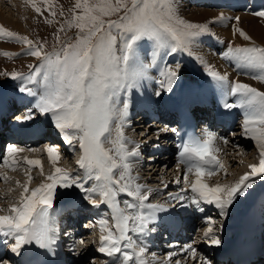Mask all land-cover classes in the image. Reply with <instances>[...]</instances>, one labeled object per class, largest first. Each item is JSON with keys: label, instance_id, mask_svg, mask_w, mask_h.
<instances>
[{"label": "snow or ice", "instance_id": "1", "mask_svg": "<svg viewBox=\"0 0 264 264\" xmlns=\"http://www.w3.org/2000/svg\"><path fill=\"white\" fill-rule=\"evenodd\" d=\"M29 2L38 14H43L33 0ZM43 3L55 17L57 13L52 10L51 0H43ZM69 11L71 16L59 31L66 32L67 25V29L77 30L75 37L61 40L56 36V45L51 51H46L43 43L34 44L28 37L0 27V37L26 45L28 50L24 54L38 60L37 64L29 66L26 76L11 74L12 79L27 82L19 91L33 98L22 122L32 120L35 115L48 117L73 150L78 143L81 156L77 166L83 171L81 176L79 172L73 174L55 167L60 154L54 146H46L54 172L31 191L28 183L20 185L23 191L19 203L10 207V215H0V237L3 238L0 242L8 245L16 255L26 246H34L37 255L42 250L44 256H55L59 229L52 211L54 201L58 190L76 189L92 207L105 205L110 209L111 227L107 218L96 222L100 228L98 251L111 258L106 264H146L143 260L146 249L138 246L129 232L145 233L159 213L170 210L146 203L151 189L146 190V186L136 182L139 177L132 176L133 159L140 156V146L137 144L129 150L128 144L133 142L124 134L132 92L147 79V69L152 66L141 59V50L145 45L150 46L153 57L161 52L170 55L187 51L191 54L196 38L209 33V29L206 24L181 18L176 0H75ZM60 15H64L63 10ZM253 15L264 18V10ZM239 19L236 17L237 22ZM236 33L246 41L251 40L242 29L234 27L233 34ZM4 55L11 57L9 53ZM222 56L242 74L264 83V47L229 43ZM180 67L179 63L174 68L165 63L159 69L162 79L157 81L161 88L154 93L157 98L164 91H172ZM206 71L222 90L223 97L236 98L234 103L224 99L222 107L243 110L242 135L255 141L259 162L249 165L250 171L231 185L210 186L203 177L213 176L223 168L216 155L219 151L215 147L216 136L205 132L202 137H190L179 146L178 162L185 166V181L189 174L195 177L190 184L193 195L180 194L172 199L180 202L190 199L200 211H204L201 203L213 205L219 217L227 218L241 198L251 195L253 187L264 182V91L239 80L231 81L227 73L221 74L211 66L206 65ZM221 139L228 143L226 138ZM20 151L23 149L8 145L7 155L0 157V166L14 170L19 163L15 156ZM25 162L42 171L40 160L26 159ZM31 179L29 175V183ZM121 195L131 199L121 200ZM208 221L204 238L209 244L219 246L221 240L213 234L211 226L214 221L211 217ZM9 240L14 242L9 245ZM190 250L195 256V249ZM173 255L175 253H169L170 258ZM0 264L5 262L0 259ZM36 264L56 262L43 260ZM204 264L210 261L205 260Z\"/></svg>", "mask_w": 264, "mask_h": 264}, {"label": "bare ground", "instance_id": "2", "mask_svg": "<svg viewBox=\"0 0 264 264\" xmlns=\"http://www.w3.org/2000/svg\"><path fill=\"white\" fill-rule=\"evenodd\" d=\"M37 1L38 0H33V2L35 4H36ZM181 1L178 4V8H181V6H183V5L185 7V4L188 5V2L189 1H195V2L207 3L206 5L211 6L213 8H216V6L224 7V9L226 8V10H222L224 12H221L220 11V14L222 15L223 18L226 17V16L229 17L230 15L236 16V14H232L229 11V8H232V7L231 6H228V4L225 5V3L227 2V0H181ZM2 2H3L2 3L3 4V8L4 9L7 8V9L3 10L5 12H7L5 14V16H7V14H9L10 19L6 18L4 15H3L4 17L3 16L2 17L0 16V27H3V26L6 27L7 25L9 27H16L17 26V25H15L16 23L13 24V19H15V20L21 19L23 17V15H24V12L27 11V13L28 12L31 13V11H32V3H30L29 0H2ZM232 2L235 5V6L234 5H232V6H234L235 8H241V7L245 6V7H248L250 9H254L255 12L260 11L259 9L261 7H264V0H237V1L232 0ZM5 5H7V7H5ZM243 9L245 11H247V8H244L243 7ZM192 12H195V10L192 11ZM192 12H190V13H192ZM206 12H208V11H206ZM247 12L251 13V11H247ZM196 13L197 14H201L198 11H196ZM220 14H219V16H220ZM206 17H208V16L206 15ZM238 17L239 18H249V15H247V14H240ZM253 17H255V16H253ZM227 21H228V19H227ZM252 21H254V20H252ZM226 24H228V23H226ZM225 30H226V31H224V38L226 39L225 42L229 43L228 40L231 39L233 41V39L230 36L231 31L229 30V26L228 25H227V29H225ZM261 30L262 29L260 28V26H258L257 28L254 29L253 32H255L256 34H258L259 36H261L260 38H264V33ZM243 31H246V30H243ZM245 33L248 35V33H250V32H248V33L245 32ZM255 33H253V34H255ZM221 37H223V36H221ZM229 37H230V39H227ZM3 38H5V37H0V41L1 40L3 41ZM236 38H237V36H236ZM5 40H6V38H5ZM251 40H253V39H251ZM259 40H256V42L258 41L260 44H263L264 45V40H262V39H259ZM239 41H241V40H239ZM236 42H238V41L236 40ZM0 45L5 50L7 48L8 49H12V47H9L10 45L6 46L4 43H0ZM146 46L147 45H145V47L141 50V59L144 61L145 64H151L152 65L151 67H149L147 69V73L148 72L151 73V75L154 77L153 82H156V81H159L160 80V78H159V70H156V71L153 70L154 69L153 66L156 64V58L151 56V51L149 50L150 48H147ZM221 49H224V47H221ZM211 56L214 58V56L212 54H211ZM150 58H151V60H150ZM218 58H221V57H218ZM216 59H204V60L199 59V62L198 63L195 62V64H196V66L198 68H200V71L206 70L205 67H206V65H208V66H211L213 69L215 68L214 70H217L221 74L227 73L228 74V77H229V80H231V81L239 80L240 82L247 83V84L251 85L252 87H256L257 89L258 88H261L262 91L264 90V86H262L259 83H257L256 82L257 80H254L251 77H248L249 75L247 76V75L242 74L237 69H235L234 72L232 73L231 70H230V68H231L232 65L226 67V64H227L226 61H222V60L219 59V62L217 63L216 62ZM2 62H3V60L0 59V64ZM158 62H159V58H158ZM6 73H7V71H6ZM7 74H9V73H7ZM18 74H23L24 75V73H18ZM205 79H209V78H205ZM184 81H185V77L182 78L181 81L180 80H177L178 84L175 85V86L173 85L174 86V89L172 88V91L171 92H167L166 91L165 92L166 94L164 93V95H165V96H163V100L165 101L164 103H161V101H162L161 99L162 98L159 99V107H158L159 108V113L157 112L158 114L153 113V112L150 113L147 110L146 97H145L146 94L143 96L144 91H143L141 85H140V88L138 90H133V92H132V95H131L132 103L137 102V104L134 106V108L132 110H130V115H129V118H128V120H130V122H128L126 124V126L124 128V134H125V136L129 140H131L133 142L131 144H128L129 150L132 149V145L133 144H134V146L137 145V144L140 146L139 147V152H141L140 153V156L138 158H134L133 159V163H132V176H134V177L135 176H138L139 179L136 182L139 183V184H141V185L146 186L144 184L145 181H146V179H148L149 182H150L153 179V177L158 176V173L160 174V176H162V177L165 176L164 178H166L167 176H169V173H172V171L173 172L175 171V169L172 167L171 168V171L168 174L167 173L165 174V171L167 170V168L171 167L172 164L175 162L176 159L178 160V157L176 159H174L173 158V155L171 154L166 161H163L161 159L160 161L162 163L161 164L159 163V165H157L156 168H155L156 165L154 163H148V167L149 168H146V169L143 168V170H142L141 173L140 172L137 173V170L139 168H141L142 166H145L146 165V164H143L142 163L141 159L142 158H145V160H146L149 157V156H147V154H148L147 151L145 152L144 155H142V150H145V148L150 147V146H152V147L155 148L154 151L150 152V153L154 154V155H151V158H150L151 161H153L154 158H158L159 157V159H160L163 156V153L162 152H163L164 148H166L165 145L167 143L165 142V139H166V137H168L167 136L168 135L167 134L168 132H166V128L165 129L162 128L163 132L161 134H159L160 133V128L159 127H162V124H159V123L160 122H164V123L168 124L166 127L169 128L170 124H173L174 123L173 122V119H175V117L173 118V115H174L173 113H175V111L177 110L176 109V106L177 105L189 106L190 108L192 107L193 109H196V110L199 107L200 108L201 107H204V109H206V115H207L208 114V110L210 108H213L216 105L219 106L221 104V100H220L219 94L222 92V90L219 88V86L216 84V82H214L212 79L205 80L203 83H204V86H205L204 88L206 90H209V87L211 85H213V88L216 91V93L218 92V94H217L218 98H217V100H216L215 103H213L212 101H210L208 99L207 94H206L207 93L206 91H203L202 89H195V88H193V84L192 85H189L190 84V80H189V83L188 84L185 83ZM12 82H14V83H12L13 85L11 84L12 86H9L7 83H3V84L0 83V133H1V130L3 129V125L4 124H6V123H12V122H15L17 120V118L19 119V115L17 114L18 109H21V108H27L28 109L29 106L31 107V101L33 99L32 97H30L27 94H25V95L22 94L23 96H21V92L19 91V89H20V87L25 86V84H26V81L25 80L18 78V79H13ZM156 85L157 86H160L159 83H157V82H156ZM189 87H190V94H192V95L188 94ZM210 89H212V87H210ZM193 94H196L197 95V98H195L193 96ZM200 95H202V96H200ZM24 97H26V99L23 101V98ZM222 98L227 99L229 103H234L235 102V100H233V98H235V97H227V98L222 97ZM160 106H162L163 109ZM220 108H221V114H220L221 117L215 118V120H212L213 122H211V123H210V121L207 122V125H208L207 127H209L210 129H212V128H214L212 126H214V125L216 126L217 124L223 123V128L226 129V131H232V134H234L235 133L234 130L237 129V128H239V126H235L236 128H233L234 127V124H238L239 121H237L236 117L234 118L232 116V114H233V112H237V114L240 115L239 117H242L240 120H243L244 119V116L240 112H238V109H240V108L224 109L222 106ZM200 111H201V109L198 111L199 112L198 113V116L200 114H204L205 113V112H200ZM7 113H12V114L11 115H5ZM141 115H143V117ZM14 117L16 119H14ZM33 119H36V116H34ZM40 119L37 118V121H38L37 124H35L31 129H26L25 131L23 130V128L20 129V130H23V133L22 134H20V132L16 131V129H15V127L13 125L8 124L9 125L8 128H10V127L11 128L9 129V132L7 133L6 140H5V137H1L0 136V155L2 154L1 156H3L4 151H5L4 155H7L6 148H7L8 145H16L18 148L23 149V151H20V152H18L16 154L15 158L17 160L23 159L24 162H25L26 159L27 160H40L42 162V171H41V168L40 167L29 166L25 162L28 165V169L25 167L24 168V173L22 175H16V173H12V174L10 173V175H11L10 178H9V176L4 175L5 172L7 173L9 171V168L8 167H4V166H0V181H2V183H0V192L3 193V194H5L6 195V198L8 200L11 199V201L8 202V203L3 202V205L0 207L1 209H3L2 215H3L4 212L6 213L4 215H10L5 210L10 209V207L13 204H16V202L20 199V194L23 191V188L20 185H23L25 183H28L29 189L32 190L33 189L32 187L35 184L37 185L38 183L40 184V183L46 182V179L45 178L48 175L53 174V172H54V166L49 161V158H48V155H47V152H46V146L45 147L44 146L41 147V145H40V143H42V141H43L42 139L49 140V141L54 142V140L52 138L53 136L51 134V131H50L49 127L48 126H45V123L42 121V119L41 120ZM142 119H146L147 120L146 122H148V120L150 119V122H152V124L151 123L150 124L153 125L154 129L158 127V131L156 133L157 136H154V138H150V139L154 140V141H152V143H148L150 141V139L147 140L146 142H145V140H141V139L144 138L143 136L140 137L139 140H137V136H136V135H138L137 132H136V134H132V131H131L130 128L138 129V127H140V125L137 126V122L141 121ZM8 120H9V122H8ZM26 122H30V121H26ZM15 123H17V122H15ZM155 123H157V126L154 125ZM241 126H242V123H241ZM6 127H7V124H6V126H4V129H6ZM56 132H58V130ZM198 132L201 134V136H203V134L205 132H208V131H207V129L205 131H201V129H200ZM240 133H242V131ZM214 134L216 136L215 147H217L219 149V151L216 153V155H217L219 161L223 164L222 157H223V155H225V153H223L221 151H223V143H224V140L222 139V143L220 144L218 137L221 134L218 135L217 132H215ZM57 136H58V138L62 139L59 136L58 133H57ZM248 137L249 136L242 135L241 138H240V141H242V143L245 144L247 142V140H252V139H248ZM40 139L42 141H40ZM175 140L177 141V138H175ZM155 141H157V142H155ZM229 141L232 142L231 143V146H232V144L235 142V137L229 136ZM248 142H250V141H248ZM253 144H254V140H253ZM48 146H51V145H48ZM29 147H33V149H31L33 151L31 154H29L27 152V150H25L26 148H29ZM38 147H40V148L38 149ZM106 147H110V145H106ZM65 148L56 149L57 152L60 154V158H59L58 162L56 163L55 167H60V168L66 170V169H68L69 167H71L74 164V166L77 169H79L78 166H77V161L80 159V157H78L76 161H75V159L73 161L72 160H69V158H66L63 155V152H65L67 154V153H69L71 151L66 150ZM167 148H169V146ZM254 148H256L258 150V148L256 147V143L254 145ZM40 152H42V154H45V157H46L45 159H42L41 160L40 155H36V153H40ZM70 155H72V154H70ZM152 156H155V157L152 158ZM135 162L138 164V168L136 167ZM258 162H259V158H256V159H254L252 161V164H257ZM161 167H163V168H161ZM29 169H31V170L29 171ZM152 170H153V172H152ZM139 171H141V170H139ZM184 171H185V166L181 164L180 171H179L180 176L184 174ZM248 171H250V168L247 165V166H245V167H243V168H241L239 170V173H238L239 175H237V176L240 177L241 175H243L245 172H248ZM15 175H16V177H14ZM29 175L32 177L30 183L28 181ZM189 175H191V174H189ZM142 176H144V178ZM5 177H7V179H5ZM162 177H161V180L164 179ZM239 177L237 179H239ZM4 180H5V182L3 184V181ZM190 180H192V179H190ZM190 180H187V181L182 180V182H184L186 184V186H189L190 183H191ZM230 180L231 179L229 177V178H227L226 181H230ZM11 187H14V188L17 187V190L19 189L18 187H20L21 189L18 190L19 191L18 194L17 193L15 194V193L11 192ZM182 187L185 188L184 185ZM147 189L148 188L146 187V190ZM58 192H60V190ZM262 193H263L262 196L259 195L260 198H258V200L255 198V195H254V197L247 204L244 205L246 211L247 212L250 211L249 214L248 213L243 214V211H239L237 213V216H236L233 213L234 212L233 211L234 208H232V210L230 211V213L233 214L232 215L233 217L230 216L229 221H226L223 218V219H219V220L217 219L216 220L217 222L220 221L219 223H217V222H215L212 219V221H214V223L216 224L214 227H213V224L211 225L212 228H213V234L214 235H217V233H218V231L216 230V226H219V232H222V231H224V227L223 226L225 224L228 225V223H232L236 219H238L239 222H240L243 219L245 221V223H246V231L243 233V235L245 234L247 236L246 238H248V237L249 238L254 237V241H255L256 237L259 236V233L261 231V227H262V225L264 223V206L261 203L257 202L259 200L261 201L262 198H264V192H262ZM79 195H80L79 197L82 200L83 193H80L79 192ZM125 197L126 196L121 195L119 198L121 200H123V199H131L129 197L128 198H125ZM242 199L243 198H241L238 202L239 203H242V201H243ZM149 201H151V202H149ZM156 201L157 200L154 199L152 193L150 192L149 193V199H148V201H146V203L158 205V203ZM57 202H59V201H54V203H57ZM63 202H61L62 204H58L57 206L54 205V208H53L52 211H53V215L55 217V220H57V218L59 216H64L65 217L66 216V213L68 212V210L69 211H73V210L77 211L78 209L80 211H84L85 210L83 208V205L84 204H82L80 202H77L76 199L73 200V199H70L69 198L68 200H65ZM182 204H183V202H182ZM190 204H191V202H190ZM201 204H205V203H201ZM252 207H254V208H252ZM259 207H260L259 210H260L261 216H260V214L258 215V213H257L258 210L255 211V209H257ZM178 208L181 209L182 207H178ZM178 208H175V209L178 210ZM195 208H198V207L192 206V209L191 210H188L187 209L186 214H190L191 215V218L188 221H185L183 223L182 220H181L182 218L180 217L181 219H179V225H178V227L176 225L175 227H172V229H170L169 226L167 225V223H169V222H165V221H161L160 220V218H161L162 215H168V216L171 215V212L168 211V212L159 213L156 221L153 223L154 225H151V227L149 225L148 226L149 228H148V230L145 233L140 234V233L129 232V235L132 236V238L136 241V243H137L138 246L144 247V248L146 247L145 248L146 251H145L144 256H143V260L146 262V264H177V262H179V264H186V261H184L185 259L183 260V258L185 256H186V258L189 257L190 259H193V257H195L194 258V261L197 258L200 257V259H199L200 262L198 264H201V263L204 264V261L203 260L204 259L207 260V257L206 256H208V253H210V252H213V255H212L213 256L212 257L213 258V260H212L213 261V264L214 263L215 264H217V263L218 264H225L226 263V258H223V260H222L219 256L216 255V254H220V253L225 254V253L229 252L225 248V244L221 243V245H219V246H214V245L209 244L205 240V238H204V232L209 227V221L208 220H205L204 217H206L210 212L214 213V211H215L214 206L207 204L206 207H202L203 209H205L204 211H200L199 209L194 210ZM86 209L87 210H90V212L92 213L91 215L93 216V218H96L95 214L97 212L93 211L92 206H91V208H86ZM245 209H243V210H245ZM171 210H173V208H171ZM73 212H72V217H70V220L73 219L72 221H74V218H75V215L73 214ZM85 213L86 212L84 211L82 213V216H81L80 213H79L80 215L78 214V217L81 219L80 221H78L80 223V225H81L83 219L88 218V216H91V215H86ZM180 213H182V212H180ZM180 213H178V215ZM252 213L254 214V216L256 217V219L259 220V222H255L254 220H250L249 216ZM183 217H184V215H183ZM217 217H219V216H217ZM70 220H69L68 223H71L72 222ZM60 221H62V220H60ZM65 225H67L66 220H65ZM96 225L98 227V232L100 233L99 224H96ZM163 225L166 227V229H164L162 231L161 240L163 239V237H168L169 240H167L164 243V245L162 246L161 249H157V250L155 249L156 251H152L151 244H153V242H150L151 239H152V234H153V232L159 230V228H161ZM234 225L235 224H233V227H234ZM109 226L111 227L112 226V223H109ZM202 227H205V228H202ZM247 227H252L253 229L255 228L256 229L255 234H251L253 232V229L249 230ZM62 228H63V225H61V227H60V225L58 223L59 238H58L57 244L55 246L56 247V251H57L55 255H59V258L56 257V259H55L54 256H44L42 254V250H40V252H41L40 255H36V250L37 249L35 250L33 248V246H26L24 249L21 250V254L20 255H16V254H14V253L11 252V250L9 249V247H6L5 250L3 251L2 249L4 247L3 246L4 243H2V242H0V258H1V256L3 257V254H4L5 259H3V260H4L5 264H6V261L5 260H7L9 262V264L10 263L11 264H18V263L19 264H36V256H38L41 261H43V260H54L56 262V264H68V262H67L68 259H67V257H65V251L66 250H64L66 248L65 247V243L63 245H62V243L65 242L64 239L66 241H69L70 243L71 242L74 243L76 240H78V242L80 243V241H81L80 239L82 237H79V236L77 237L76 235L81 233V229H79V228H78L79 230L76 229L75 230V233H77V234L73 237L71 235L72 232L69 229L70 227L69 226L68 227L66 226V228L68 229V235H66V237L64 236L65 238L64 237L61 238V234L64 231ZM90 228H91L90 226L86 225L83 229L86 230L85 232H88V229H90ZM197 228H200L202 230H197ZM166 230L168 231L169 236L168 235H165V231ZM60 231H62V232H60ZM196 231H199L200 232V235H201L200 238L201 239H204V240H202L203 242L193 243L191 241V236L189 237L190 239H187L186 235L187 236L188 235H195V234H197ZM81 235L84 237V240L85 239L86 240L88 239V242L86 243V245H82L80 243L82 245V248L80 249V253H79L80 254V257H81V251H84L85 252V255L90 256L88 254H90L91 249H93V248L94 249L95 248H100V246H99V245H101L100 244V239H99L100 234L97 235L95 232H93V233H91L90 236H86L85 233H82ZM143 236H144V238L141 239ZM2 239L3 238L0 237V240H2ZM90 239L94 243V246L91 245ZM175 240H176V244L173 245V243L175 242ZM220 240L225 242L226 238L223 237ZM76 243L77 242H75L74 244H76ZM162 243H163V241L162 242L159 241V245H162ZM181 243H183L182 246H181ZM239 244L240 243H238V247H240ZM171 245H172V247H175V248L170 247ZM67 247H69V246H67ZM148 247H150L151 249L149 250ZM177 248H180V249L178 250ZM190 249H196V251L198 252V254H197V252H195V256H193L192 254H190V252H191ZM70 250H72V247H70ZM137 250H139V249L137 248ZM177 250L179 252H177ZM68 251H66V252H68ZM149 252H151V254H149ZM169 253H175V255H173L170 258L169 257ZM163 256H165V257H163ZM203 257H204V259H203ZM74 258H76V256ZM82 259H84V256H83ZM257 261L259 262L258 264H264V249L260 253V256L258 257ZM227 263L228 264H232L229 261ZM101 264H106V262H101Z\"/></svg>", "mask_w": 264, "mask_h": 264}, {"label": "rangeland", "instance_id": "3", "mask_svg": "<svg viewBox=\"0 0 264 264\" xmlns=\"http://www.w3.org/2000/svg\"><path fill=\"white\" fill-rule=\"evenodd\" d=\"M180 1L181 0H176L177 6L180 3ZM235 1H237V0H235ZM2 3H3L2 0H0V16L1 17L3 15L5 16V14L7 13V12L3 11L5 9H7V8L4 9ZM51 3L53 5L52 10H54L57 13V15L55 17L50 15L49 10L46 8L45 4L43 3V0H38L36 2V5L41 8L43 14H38L32 7V11L33 12L32 11H31V13H29V12L27 13V11L24 12V15H23V17L21 19L15 20V19L12 18L13 19V24L16 23L15 25H17L16 27H9L7 25L6 27L3 26V28H5L8 31L14 32V33H16L19 36L28 37L30 40L33 41L34 44L38 45L40 43H43L44 46H45V50L46 51H51L53 45H56V36H59L61 40H64V39H67V38H73L74 39L76 31H77L75 28L67 29V25H65L66 32H60L59 28H60V26L62 24H64V21L67 18H70L71 12L69 10L73 7V5L75 3V0H51ZM206 4L207 3L189 1L188 5L185 4V7L183 5V6H181V8H178V15L181 18H183L184 20H186L188 22H191V23L206 24L208 26L209 33L203 34V35H201V36L196 38L195 42L191 45V54H189V52H187V51H178V52L170 54V55L165 54L164 52H161L158 56H155L156 64L153 66V68H154L153 70L154 71L159 70V68L163 67V65L165 63L171 65L173 68L175 67V65L177 63H179L180 66H181L180 70H179V77L180 78L178 77L177 80L181 81L182 78L185 77V81L184 82L187 83V84L189 83V80H190V84L189 85L193 84V88L202 89L203 91H206L207 93L206 92L205 93L207 94L208 99L210 101H212L213 103H215L217 98H218V96H217L218 92L216 93V91L213 88V85L210 86V87H212V89H210V87H209V90H206L204 88L205 86H204V83H203L205 80H210L212 78L207 74L206 70L200 71V68H198L196 66L195 62L198 63L199 59L204 60V59H216L217 58L216 59L217 63L219 62V59H220L222 61H226L227 62L226 67L232 65L230 70L233 73L236 68H235V66H234V64L232 62L227 61V60H225L223 58V56H222L223 52H225L227 50V47H228L229 43H231L234 46L235 45L251 46V45L255 44L257 46L264 47L263 44H260L258 41L256 42V40H259V39L264 40V38H260L261 36H259L255 32H253L255 28L260 26V28L262 29L261 31L264 33V18L256 16V15H253V13L255 12L254 9H250L248 7L243 6L244 8H247V11H251V13H249V12L245 11L243 9V7L235 8L234 7L235 5L233 4L232 0H227L225 5L228 4V6H231L232 8H229V11L232 14H236V16L230 15L229 17L226 16L224 18L220 14V11L224 12L222 10H226V8L224 9V7H219V6H216V8H213V7L208 6ZM232 5H234V6H232ZM5 7H7V5H5ZM61 10H63V12H64L63 16L60 15ZM194 10H195V12H192ZM259 10L260 11L264 10V7H261ZM196 11H198L202 15L201 14H197ZM206 11H208V12H206ZM190 12H192V13H190ZM219 14H220V16H219ZM238 14L239 15L240 14H247V15H249V18H240L239 21L237 22L236 17L239 16ZM206 15L208 17H206ZM7 16H5V17L10 19L9 14H7ZM253 16H255V17H253ZM112 18L115 19L116 17H112ZM227 19H228V21H227ZM252 20H254V21H252ZM48 21H51V23H49ZM226 23H228V24H226ZM227 25L229 26V30L231 31L230 36L233 39V41H232L230 39V37L227 38V39H230V40H228L229 43L225 42L226 39L224 38V31H226L225 29H227ZM234 27L242 29V30H246L244 32H247V33L250 32V33H248V36H250L251 39H253V40H250V41L247 42L242 37H240L239 33H236L234 35L233 34ZM253 33H255V34H253ZM221 36H223V37H221ZM236 36H237V38H236ZM5 38H3L4 42L1 40L0 43H4L6 46L10 45L9 47H12V49H8L7 48L5 50L0 45V59L3 60V62L0 64V83H2V84L3 83H7L9 86H12L13 85L12 83H14V82H12L13 79L11 78L10 75L12 73H24V75L26 76L29 73V71H30V67L29 66L37 64L38 60L35 57H32V56L27 55V54H24L28 50L26 45L21 44V43H17L14 40H9L8 38H6V40H5ZM236 40L238 42H236ZM239 40H241V41H239ZM146 47L150 48L149 50L151 51V56L153 57V50L151 49V47L148 46V45ZM221 47H224V49H221ZM4 53L11 54V57L5 56ZM211 54L214 56V58L211 56ZM157 57L159 58V62H158V58ZM218 57H221V58H218ZM150 60H151V58H150ZM6 71L9 74L5 75ZM248 77H250V76H248ZM159 78L162 79V77H160V75H159ZM205 78H209V79H205ZM153 79H154V77L151 75V73L148 72L147 73V79L141 81V87H142V89L144 91L143 96L146 94L145 97H146L147 110L150 113L153 112V113L158 114L159 113V108H158L159 107V99L162 98L161 99L162 100L161 103L165 102L163 100V96H165L164 93L166 91L163 92L161 97L157 98L154 95V93L156 91H160L161 88H160V86L156 85L157 81L153 82ZM177 80H176L174 86L178 84ZM256 82L259 83L260 85L264 86V83H261L259 81H256ZM31 86L32 85H29V87H31ZM174 86H173V89H174ZM258 90L262 91L261 88H258ZM22 94L25 95L27 93H21V96H23ZM188 94H190V87H189V90H188ZM190 95H192V94H190ZM219 95L222 96L221 94H219ZM193 96L195 98H197L196 94H193ZM200 96H202V95H200ZM149 98H151L150 101H149ZM25 99H26V97L23 98V101ZM233 100H235V98H233ZM136 104H137V102L132 103V105L130 107V110H132ZM160 107L163 109L162 106H160ZM216 108H217V105H216V107H213L212 109L208 110V115H205V119H204L205 121H207V117L208 116L209 117L211 116V118L213 117L214 113L216 112ZM199 109L200 108H198L197 111H199ZM27 110H28L27 108L18 109L17 114L19 115V119L17 118V120L15 121L17 123L12 122V123H8V124L13 125L15 127L16 131H18V132H20V134H22L23 130L25 131L26 129H31L35 124H37V122H38L37 118L38 119L41 118L42 121L45 123V126L49 127V129L51 131V134L53 136L52 138L54 140V142H52V141L44 140V139H42L43 140L42 141L40 139V141H42V143H40L41 147L42 146L45 147V146H48V145L54 146L56 149L65 148L66 147L65 149L69 150L71 152H69L67 154L65 152H63V155L66 158H69V160H72V161L74 159L76 161L77 158L81 156V151L79 150L78 143H75V148L73 150V148L70 145H68L63 140L62 135L59 132H56L57 129H55L54 126L49 122V118L48 117L35 115L36 119L29 120L30 122H26V121L22 122L24 115H26V113H27ZM202 111H204V109L202 110V108H201V112ZM238 112H240L243 115V110L242 109H238ZM11 114L12 113H7L5 115H11ZM141 116L143 117V115H141ZM241 118L242 117H237L236 116V119H237V121H239V123L238 124H234L233 128H236L235 126H239V128L235 129L236 131L234 130L235 131L234 134H231V133L224 134V133H222L218 137L220 144L222 143V139L221 138H226L228 140V143L227 144L223 143V151H221V152L225 153V155H223V157H222V159H223V168L218 170V173H216L213 176H205V177H203L204 182L209 184V185H211V186H215L217 183L231 185L239 177L237 175H239L238 173H239V170L241 168H243V167H245L247 165L248 166L251 165L252 161L254 159L259 158L258 150L256 148H254L255 141H254V144H253V140H247V142L245 144H243L242 141H240V138L242 136V133H240V132L243 131V128L241 126V123L243 122V120H240ZM14 119H16V118L14 117ZM201 121H203V119H201ZM128 122H130V120H128ZM150 123L152 124V122H150V119L148 120V122H146L145 119H142L141 121L137 122V126L140 125V127H138V129L130 128L129 126L128 127L131 129L132 134H136V132H137V134H138V135H136L137 136V140H139V138L143 136L144 138L141 139V140H145V142H146L150 138H154V136H157L156 133L158 131V127L154 129L153 125H151ZM6 124L3 125V129H4V126H6ZM159 124H162V127H159L160 128V133L159 134H161L163 132L162 128L163 129L166 128V132H169L168 134H170L174 123L170 124L169 128L166 127L168 124H166L164 122H160ZM154 125L157 126V123H155ZM204 126H205V124H204ZM8 127H9V125H8ZM8 127H6V129L2 131L3 135H7V133L9 132V129L11 127L10 128H8ZM22 128H23V130H20ZM206 129L208 130V127H206ZM57 133L59 134V136L62 139L58 138ZM218 135H219V132H218ZM229 136L235 137V142L232 144V146H231L232 142L229 141ZM248 139H251V138L248 137ZM152 141H154V140L150 139V141L148 143H152ZM248 141H250V142H248ZM62 142H63V144H62ZM155 142H157V141H155ZM168 145L169 144L165 145V147H168ZM133 146H134V144L132 145V148H133ZM39 148L40 147H38V149ZM31 149H33V147L26 148L25 150H27V152L29 154H31L33 152ZM4 153H5V151H4ZM4 153H3V156H4ZM70 154H72V155H70ZM1 155H0V157H2ZM36 155H40L41 160L46 158L45 154H42V152L36 153ZM151 155H154V154L148 153L147 156H149V157L146 160H145V158L141 159L142 163L146 164V165L142 166L141 168H139L137 170V173H139V172L141 173L143 168H145V169L149 168L148 167V163H154L156 165L155 168L157 167V165H159V163L160 164L162 163L161 161H159V157L158 158H154V160L151 161V159H150ZM153 157H155V156H152V158ZM17 161H19V163L15 167V169L13 170V169L9 168V171L7 173L5 172L4 175L9 176V178H10L11 177L10 173L11 174L12 173H16V175H22L24 173V168L26 167L28 169V165L24 162L23 159H19ZM135 164H136V167L138 168V164L136 162H135ZM178 166H179V164L174 163V164H172L171 167L167 168V170L165 171V174L166 173L168 174L171 171L172 167L175 169V171L174 172L172 171L173 174L169 173V176H167L166 178H164L165 176H163V177L160 176V174L158 173V176L153 177V179L150 182H149L148 179H146V181L144 183L148 189H151V193H152L154 199L157 200L156 202L158 203V205H162L163 207L168 208V209L173 208V210H171V214H172V218H173V219L171 218L172 219V220H170L171 222L174 219H176V218L179 219V217H181L182 220H184V221H187L189 219V216L187 214H185L184 217L181 214L178 215V213L182 212V208L181 209L178 208V207H181L180 204H182V202L174 200L171 197H175V195L177 196V195H180V194L185 195L186 197H190V196L193 195V193L191 192V189H190V185L186 186V184L184 182H182V180H184V179H183V175L179 176V167ZM161 168H163V167H161ZM139 170H141V171H139ZM66 171H68L69 173H73V174L79 172L81 176L83 175V171L80 170V169H77L74 166V164L71 167H69L68 169H66ZM152 172H153V170H152ZM16 175L14 177H16ZM142 177L144 178V176H142ZM161 177L164 178V179H162L163 181L161 180ZM188 177H189L188 180L192 179V180H190L191 182L195 179L194 175H192V174L189 175ZM229 177H230L231 180L230 181H226L227 178H229ZM178 179L180 180V183H176V181ZM4 182H5V180L3 181V184H4ZM0 183H2V181H0ZM38 185H39V183L37 185L35 184L32 188L35 189ZM183 185L185 186V188L182 187ZM18 188H19L18 190L21 189L20 187H18ZM182 189H185L186 191L185 192H181ZM259 189H261L262 192H264V182L257 183L253 187V189L251 190V195H248V196L244 197L242 199L243 200L242 203L237 202L235 204V206L233 207L234 208V210H233L234 212L233 213L236 216H237V213L239 211H243V214H245V213L249 214L250 213V211H248V212L246 211L244 205L247 204L254 197L255 194L259 193V191H260ZM16 190H17V187H15V188L11 187V192H13L15 194L16 193L18 194L19 191L18 190L16 191ZM262 194L263 193H261L260 196H262ZM79 196H80L79 195V191L76 190V189L60 190V192L57 193V197L55 199V201H59V202L54 203V205L57 206L58 204H62L61 202L65 201V200H68L69 198L73 199V200L76 199L77 202H80V203L84 204L83 208L85 209L84 210L86 212L85 214L86 215H91L92 213L90 212V210L86 209V208H91V205L88 204L86 201H83V199L81 200V198ZM125 198H128V197H125ZM10 201H11V199L8 200L6 198V195L0 192V207L3 205V202L8 203ZM190 202H191L190 199H187V200L183 201V205H184L183 208L185 210H187V209L191 210L192 206L197 207L196 205H194L192 203L190 204ZM257 202L261 203L264 206V198H262L261 201L259 200ZM18 203H19V200L16 202V204H18ZM206 206H207V204H200V207H206ZM260 207L255 209V211L258 210L257 213H258V215L260 214V216H261V213H260V210H259ZM92 208H93V211L97 212L95 214L96 218H93L92 215L88 216V218H85V219L82 220L81 225L78 222V221L81 220L78 217V214L80 213L81 216H82V213L84 211H80L79 209L77 211L73 210L74 212L68 210V212L66 213L65 217L64 216H59L57 218V220H56V224H57V227H58V223H59L60 227H61V225H63L62 229L64 231L63 232L60 231V232H62L61 238L64 237V236L66 237V235H68V229L66 228V226L70 227L69 229L72 232L71 235L73 237L77 234V233H75V230L76 229L77 230L81 229V233L77 234L76 236L77 237L78 236L82 237L80 239V240L83 241L82 245H86V243L88 242V239L84 240V237L81 234L85 233L86 236H90L91 233L95 232L97 235H99L100 233L98 232V227L96 225L98 223H96V222L100 218H102V217L107 218L109 220V223H113L112 220H111L110 209L107 206L101 205L99 208H96V209H95V207H92ZM175 208H178V210H176ZM252 208H254V207H252ZM196 209H199V208H195L194 210H196ZM243 209H245V210H243ZM2 211H3V209L0 208V214L1 215H2ZM5 211H7L9 214H11L10 213V209H7ZM72 212L75 215L74 221H72L73 219L70 220V217H72ZM217 212H218L217 209H215L214 213L210 212L208 214L209 216L207 215L206 217H204L205 220H208L209 217H211L215 222H217L216 221L217 219L218 220L219 219H223L221 217H217L218 216ZM4 214H6V213L4 212L3 215ZM232 215L233 214L230 213L229 216L227 218H224V219L226 221H229L230 216L233 217ZM249 218H250V220H254L255 222H259V220L256 219V217L254 216L253 213L250 214ZM60 220H62V221H60ZM65 220H66L67 225H65ZM69 220L72 221V222L68 223ZM236 220H237V222H239L238 219H236ZM236 220H234V221H236ZM219 222L220 221H218L217 223H219ZM237 222H235V223L233 222V224H235L234 228H235V226H237ZM86 225L91 227L90 229H88V232H85L86 230L83 229ZM149 225L151 227V225H154V224L151 223ZM215 225L216 224L213 223V227ZM223 227H224V230H225L227 227L229 228L230 226L225 224ZM202 228H205V227H202ZM247 228L249 230L253 229L252 227H247ZM197 230H202V229L197 228ZM216 230L218 231V233L216 235L218 238L221 239V238H223V236H225V235H223L224 231L219 232V226H216ZM255 231H256V229L254 228L253 232L251 234H255ZM196 233L197 234L194 233L195 235H188V236L186 235L187 239H190L189 237L191 236V241L193 243L203 242L202 240H204V239L200 238V236H201L200 232L196 231ZM226 236H227V239L225 240V242H223V244L224 243L227 244V243L230 242L229 235L226 234ZM143 238H144V236L141 239H143ZM64 241L65 242L62 243V245L65 243V247L66 248L64 250H66V251L69 250L68 252L65 251V257H67V259H68L67 260L68 264H71V263L72 264H101V262H109L111 260V258H109L107 255L105 256L104 253H100L98 251L99 248L91 249L90 254H88L90 256L85 255V252L81 251V257H80L79 253H80V249L82 248V245L78 242V240L75 241V242H77L76 244H74L75 242L74 243H72V242L70 243L69 241H66L65 239H64ZM13 242L14 241H10L9 240V245L11 243H13ZM90 243H91V245L94 246V243L91 241V239H90ZM3 246H4L3 249H2L3 251L5 250L6 247H9L6 244H3ZM67 246H69V247H67ZM99 246H101V245H99ZM70 247H72V250H70ZM148 248H149V250L151 249L150 247H148ZM9 249H10V247H9ZM195 252H197L196 249H195ZM210 253H208V256H206L207 257V261H210V264L211 263L213 264V261H212L213 260L212 259L213 256ZM149 254H151V252H149ZM190 254H192V253L190 252ZM197 254H198V252H197ZM75 256H76V258H74ZM83 256H84V259H82ZM163 257H165V256H163ZM194 258L195 257H193V259H190L189 257L186 258V256H185L183 258V260L185 259L184 261H186V264H196V263L198 264L200 262L199 261L200 257L197 258L195 261H194ZM0 259H2V260L5 259L4 254H3V257L1 256ZM203 259H204V257H203ZM205 260L206 259H204L203 261H205ZM5 261H6V264H9V262L7 260H5ZM201 264H203V263H201Z\"/></svg>", "mask_w": 264, "mask_h": 264}]
</instances>
